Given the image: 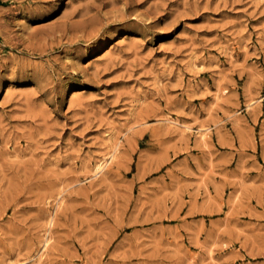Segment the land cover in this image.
<instances>
[{
	"label": "rangeland",
	"instance_id": "374dc122",
	"mask_svg": "<svg viewBox=\"0 0 264 264\" xmlns=\"http://www.w3.org/2000/svg\"><path fill=\"white\" fill-rule=\"evenodd\" d=\"M41 258L264 264V0H0V264Z\"/></svg>",
	"mask_w": 264,
	"mask_h": 264
},
{
	"label": "bare ground",
	"instance_id": "6f19581e",
	"mask_svg": "<svg viewBox=\"0 0 264 264\" xmlns=\"http://www.w3.org/2000/svg\"><path fill=\"white\" fill-rule=\"evenodd\" d=\"M107 45H108V44H107ZM105 50H106V49H105ZM103 55H104V54H103ZM197 64H198V63H197ZM253 101H254V100H253ZM254 102H255V101H254ZM171 119H172V120L169 119V121H170V123L172 122V124H173L175 120H173V118H171ZM176 120H178V119H176ZM180 124H181V123H179V125H180ZM182 124H185V123L182 122ZM190 125H191V124H190ZM190 125H184L183 127L188 128V129H191L192 127H191ZM199 127H200V126H199ZM194 128H195V127H194ZM192 130H193V129H192ZM197 130H198V129H197ZM110 131H111V130H110ZM183 131L185 132V131H188V130H183ZM195 131H196V129H195ZM198 132L200 133L201 136H206V134H207V129H206V131H205V130H203L202 128H200V129L198 130ZM190 133H192V132H190ZM195 135H197V134H195ZM197 136H198V135H197ZM197 136H196V137H197ZM115 143H116V142H115ZM118 145H119V144H118ZM119 147H120V146H119ZM113 148H114V144H113ZM117 149H118V146L116 145L115 148L109 153V158H110L111 160L114 159L113 157L116 155ZM118 150H119V149H118ZM108 160H109V159H108ZM101 161H102V160H101ZM101 161H100V163H101ZM106 162H107V159L104 158V160L102 161V171H103L104 166L106 165ZM110 162H111V161H110ZM109 164H110V163H109ZM109 164H108V165H109ZM98 168H99V167H98ZM94 169H95V167H94ZM99 169H100V168H99ZM94 171H95V170H94ZM96 172H97V169H96ZM96 172H95V173H96ZM97 173H98V172H97ZM101 173H103V172H101ZM94 176H95V175H94ZM96 176H97V175H96ZM62 200H63V199H62ZM51 223H52V222H51ZM49 224H50V223H49ZM49 224H48V225H49ZM50 227H51V226H50ZM48 228H49V227H48ZM46 232H47V231H46ZM50 234H51V233H50ZM50 236H52V235H50ZM48 239H50V238H48ZM44 240H45V239H44ZM44 240H43V241H44ZM47 241H48V240H47ZM47 241H45V242L47 243ZM42 247H43V246H42ZM44 248H45V247H44ZM44 248H43V249H44ZM46 248H47V247H46ZM48 248H49V246H48ZM48 248H47V249H48ZM48 250H49V249H48ZM42 251H43V250H42ZM43 252H44V251H43ZM45 252L47 253V250H46ZM37 253H38V252H37ZM37 253H36V254H37ZM41 253H42V252H41ZM39 254H40V253H38V255H39ZM47 255H48V254H47ZM32 258H33V257H32ZM37 258L39 259V257H37ZM42 258L44 259L43 255H42ZM42 258L39 260L40 264H41V262H43ZM38 259H37V260H38ZM28 260H29V259H28ZM41 260H42V261H41ZM46 260H47V259H46ZM46 260H45V261H46ZM26 262H27V261H26ZM37 262H38V261H37ZM39 262H38V263H39ZM33 263H36V262H33ZM43 263H44V262H43Z\"/></svg>",
	"mask_w": 264,
	"mask_h": 264
}]
</instances>
